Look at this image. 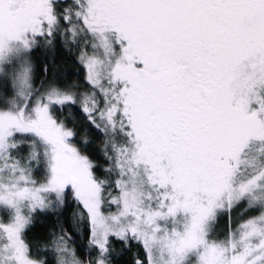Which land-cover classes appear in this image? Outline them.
I'll use <instances>...</instances> for the list:
<instances>
[{
    "label": "snow or ice",
    "instance_id": "snow-or-ice-1",
    "mask_svg": "<svg viewBox=\"0 0 264 264\" xmlns=\"http://www.w3.org/2000/svg\"><path fill=\"white\" fill-rule=\"evenodd\" d=\"M0 264H264V0H0Z\"/></svg>",
    "mask_w": 264,
    "mask_h": 264
}]
</instances>
